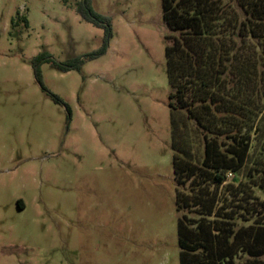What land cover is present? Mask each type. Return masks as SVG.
<instances>
[{"label":"rangeland","instance_id":"1","mask_svg":"<svg viewBox=\"0 0 264 264\" xmlns=\"http://www.w3.org/2000/svg\"><path fill=\"white\" fill-rule=\"evenodd\" d=\"M81 1L0 0V264H179L161 0Z\"/></svg>","mask_w":264,"mask_h":264},{"label":"trees","instance_id":"2","mask_svg":"<svg viewBox=\"0 0 264 264\" xmlns=\"http://www.w3.org/2000/svg\"><path fill=\"white\" fill-rule=\"evenodd\" d=\"M161 11L179 264H264V0H161ZM76 13L105 31L85 58L104 55L110 20L91 0ZM21 23L28 28L24 16L12 20ZM43 63L68 72L83 61L34 57L48 92Z\"/></svg>","mask_w":264,"mask_h":264}]
</instances>
